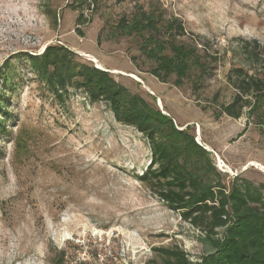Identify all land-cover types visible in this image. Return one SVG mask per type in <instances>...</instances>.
Listing matches in <instances>:
<instances>
[{
  "label": "rangeland",
  "instance_id": "374dc122",
  "mask_svg": "<svg viewBox=\"0 0 264 264\" xmlns=\"http://www.w3.org/2000/svg\"><path fill=\"white\" fill-rule=\"evenodd\" d=\"M154 1L167 17L182 20L185 39L218 52L200 89L190 81L181 87L160 82L150 73L153 60L140 50L143 39L117 34L120 19ZM255 39L264 48V0H0V70L6 58L14 63L7 87L0 78L6 97L0 106V264L161 263L154 249L163 246H178L198 261L210 248L204 233L162 199L161 183L140 179L153 155L146 136L82 88L70 85L56 98L22 53L68 46L178 127H189L197 143L209 141L226 184L235 177L258 184L264 182V127L248 108L239 119L215 116L236 93L230 70L248 67L242 40ZM210 177L217 179L214 172Z\"/></svg>",
  "mask_w": 264,
  "mask_h": 264
},
{
  "label": "trees",
  "instance_id": "16d2710c",
  "mask_svg": "<svg viewBox=\"0 0 264 264\" xmlns=\"http://www.w3.org/2000/svg\"><path fill=\"white\" fill-rule=\"evenodd\" d=\"M81 19L82 15L78 17ZM115 30L117 34L141 37V52L154 62L150 73L160 82L177 87L190 81L195 90L200 89L219 59L218 52L209 53L197 40L185 39L182 20L167 17L157 1L150 2L148 9L137 5L130 17L120 19ZM241 54L248 67L230 70L228 80L236 93L215 116L226 114L239 119L248 108V116L263 128L264 48L256 39L242 40ZM22 56L56 98H63L70 85L82 88L92 102L108 103L118 122L134 126L145 135L153 155L140 179L161 183V197L169 208L200 229L210 243L209 251L198 261H192L178 246H163L154 249L162 262L152 259L147 264H264V182L256 184L235 177L226 184L210 151L197 143L189 127L178 128L173 117L140 93L131 92L109 71L80 61L68 46L49 44L40 54L26 52ZM13 70L12 57H8L0 70L3 88L13 78ZM5 102V94L0 95V106ZM213 172L216 180L210 177Z\"/></svg>",
  "mask_w": 264,
  "mask_h": 264
},
{
  "label": "crops",
  "instance_id": "0c3cea01",
  "mask_svg": "<svg viewBox=\"0 0 264 264\" xmlns=\"http://www.w3.org/2000/svg\"><path fill=\"white\" fill-rule=\"evenodd\" d=\"M160 100H161V98H160ZM161 102H162V100H161ZM200 144L203 147H206L207 149H215V147L209 141L203 140V143H200Z\"/></svg>",
  "mask_w": 264,
  "mask_h": 264
},
{
  "label": "water",
  "instance_id": "95a60500",
  "mask_svg": "<svg viewBox=\"0 0 264 264\" xmlns=\"http://www.w3.org/2000/svg\"><path fill=\"white\" fill-rule=\"evenodd\" d=\"M98 68H100V69H102L101 67H99L98 65H96ZM102 70H105V71H109L110 72V70H107V69H102ZM161 102V100H160V98H158V102ZM159 105L162 107V105L159 103ZM165 113V112H164ZM205 149H207L206 147H204ZM207 150H209V149H207ZM217 155V154H216Z\"/></svg>",
  "mask_w": 264,
  "mask_h": 264
},
{
  "label": "built area",
  "instance_id": "2783aa9c",
  "mask_svg": "<svg viewBox=\"0 0 264 264\" xmlns=\"http://www.w3.org/2000/svg\"><path fill=\"white\" fill-rule=\"evenodd\" d=\"M178 128H180V127H178ZM217 158H218L219 162L223 163V160H222V158H221V161H220V159H219V155H218V157H217ZM224 164H225V163H223V165H224ZM218 166L222 168V166H220V165H219V163H218Z\"/></svg>",
  "mask_w": 264,
  "mask_h": 264
},
{
  "label": "bare ground",
  "instance_id": "6f19581e",
  "mask_svg": "<svg viewBox=\"0 0 264 264\" xmlns=\"http://www.w3.org/2000/svg\"><path fill=\"white\" fill-rule=\"evenodd\" d=\"M159 103H160V101H159ZM217 157H218V155H217ZM219 159H220V161H221V157L219 156Z\"/></svg>",
  "mask_w": 264,
  "mask_h": 264
}]
</instances>
